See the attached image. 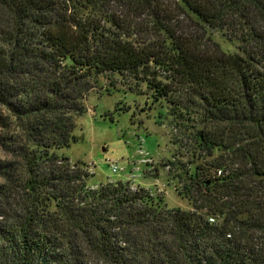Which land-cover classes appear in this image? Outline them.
Wrapping results in <instances>:
<instances>
[{"label": "trees", "instance_id": "16d2710c", "mask_svg": "<svg viewBox=\"0 0 264 264\" xmlns=\"http://www.w3.org/2000/svg\"><path fill=\"white\" fill-rule=\"evenodd\" d=\"M99 76L199 126L187 209L63 152ZM0 264H264V0H0Z\"/></svg>", "mask_w": 264, "mask_h": 264}, {"label": "rangeland", "instance_id": "374dc122", "mask_svg": "<svg viewBox=\"0 0 264 264\" xmlns=\"http://www.w3.org/2000/svg\"><path fill=\"white\" fill-rule=\"evenodd\" d=\"M183 30L201 35L188 22H183ZM208 34L223 51H237V42L228 40L223 32L209 30ZM93 84L85 101L87 112L75 120L77 141L63 152L72 161L86 163L93 175L88 180L91 188L122 179L161 195L168 208L187 209L188 201L178 194L182 182L177 175L190 170L191 162L200 163L193 137L199 126L174 121L165 104L147 99L144 87L134 93L118 79L110 86L106 76L97 77ZM109 162H116L122 171L111 173Z\"/></svg>", "mask_w": 264, "mask_h": 264}, {"label": "built area", "instance_id": "2783aa9c", "mask_svg": "<svg viewBox=\"0 0 264 264\" xmlns=\"http://www.w3.org/2000/svg\"><path fill=\"white\" fill-rule=\"evenodd\" d=\"M140 153H141V151H140ZM109 168L111 170V173H113V174H118L119 172L122 171V168L119 167L116 162H109ZM214 174L219 177V176L229 174V171L226 168H219L216 170V172ZM209 222H213V219H209Z\"/></svg>", "mask_w": 264, "mask_h": 264}]
</instances>
